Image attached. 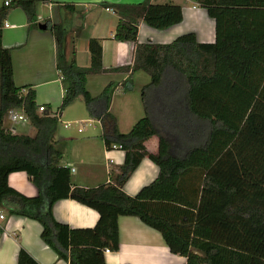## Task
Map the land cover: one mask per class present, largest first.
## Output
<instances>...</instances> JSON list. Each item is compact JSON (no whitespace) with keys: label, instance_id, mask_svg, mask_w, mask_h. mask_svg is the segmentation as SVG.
<instances>
[{"label":"trees","instance_id":"obj_1","mask_svg":"<svg viewBox=\"0 0 264 264\" xmlns=\"http://www.w3.org/2000/svg\"><path fill=\"white\" fill-rule=\"evenodd\" d=\"M9 1L0 8V209L15 202L10 214L40 223L42 240L69 264H106L105 252L120 249L118 221L124 216L160 232L170 253L187 264H264V0H194L216 23L212 44L198 43L193 33L171 44H138L141 22L166 30L183 22V8L152 0L106 5L120 18L115 40L137 45L128 67L105 70L99 39L89 41L88 68L78 65L75 48L68 54L59 46L57 69L65 90L59 111L82 98L101 124L107 149L117 146L126 154L112 181L95 188L74 186L71 169L61 164L65 147L55 140L58 119L39 113L30 86L15 85L12 53L3 45L10 12L22 10L29 29H37V6L51 0ZM50 30L61 44V27ZM81 33L82 27L75 38ZM139 71L150 76L141 91L146 116L121 133L109 111L115 84L93 97L88 78ZM162 87L165 92L157 94ZM132 88L130 79L124 91ZM152 100L160 108V125L151 116ZM14 108L24 109L36 136L5 129L6 114ZM155 136L159 150L152 154L146 143ZM147 158L159 176L131 197L124 187ZM17 172L28 174L37 197L9 186V176ZM64 199L95 210L97 225L71 229L57 222L52 208ZM18 264L37 263L21 251Z\"/></svg>","mask_w":264,"mask_h":264},{"label":"crops","instance_id":"obj_2","mask_svg":"<svg viewBox=\"0 0 264 264\" xmlns=\"http://www.w3.org/2000/svg\"><path fill=\"white\" fill-rule=\"evenodd\" d=\"M5 1L7 0H0V8ZM144 1L146 0H51L49 4L41 3L37 6L38 21L39 24L48 25L46 31H41L39 27L29 29L26 14L20 9L13 10L4 23L3 45L12 53L15 85L30 86L36 91L38 106L46 107L53 114L60 110L65 94L57 69L60 45L66 48L68 54L75 48L78 65L88 68L90 66L89 41L99 39L103 47L105 70L132 66L137 45L115 40L120 18L115 12L107 11L106 7L137 5ZM152 1L180 5L183 8L184 20L166 30H156L141 22L138 44H171L180 36L189 33L195 34L200 44L215 43L216 23L209 17L206 9L196 1ZM51 26L61 27L63 31L60 37L61 44L50 30ZM80 27H82V33L75 38L76 30ZM143 73L142 71L134 74L106 72L88 78L87 88L93 97L100 96L108 85L115 84L116 90L109 111L115 116L121 133H128L121 129L123 122H127L132 129L144 116L143 102L139 104V99L135 102L131 97L132 94L141 96L142 88L150 83V79L144 77ZM130 79L133 88L125 92L124 87ZM164 87L156 90V93H164L166 90ZM117 98L125 113L123 118L114 114ZM77 101L85 103L82 98L75 102ZM152 101L154 109L151 116L155 124L160 125V117L157 114L160 108H156L159 105ZM98 106L99 109L103 108V104ZM63 113L64 110L61 111L62 116ZM5 127H10L7 121ZM16 134L34 137L37 130L28 123L17 127ZM102 136V127L100 137L74 139L55 135V140L65 147L61 164L71 169L74 186L95 188L108 184L119 172V167L125 163V152L108 150ZM146 148L152 154L158 153L159 138L156 136L151 138L146 143ZM159 172L158 166L148 158L145 159L126 183L125 193L131 197L136 196L143 187L150 185L158 178ZM8 184L25 197L35 198L39 195L37 187L25 172L11 174ZM15 207L16 203L9 200L5 208L0 209V215L5 217L4 220L0 219V264H18L21 251L27 253L37 264H69L60 260L42 240L43 228L40 223L10 214L9 209ZM52 214L57 222L71 229H91L99 221V214L95 210L71 199L55 203ZM118 224L120 249L118 252H105L106 264H187L186 258L170 253L160 232L146 226L139 218L120 217Z\"/></svg>","mask_w":264,"mask_h":264},{"label":"rangeland","instance_id":"obj_3","mask_svg":"<svg viewBox=\"0 0 264 264\" xmlns=\"http://www.w3.org/2000/svg\"><path fill=\"white\" fill-rule=\"evenodd\" d=\"M144 77H147V79H150L149 75L145 72L143 73ZM139 94H132V100L136 102V99H139V104H142V97L138 96ZM144 105V104H143ZM121 102L119 101V98H117L116 100V104H115V108H114V114L117 116H125L123 109L121 108ZM143 109V108H142ZM145 109V108H144ZM144 116H146L145 111L143 110ZM140 114V112H139ZM142 116V115H141ZM142 117V118H143ZM141 118V117H140ZM91 119L87 108L85 106V103L83 102H75L72 105L68 106L66 109H64V113L62 116V121L64 123H75V122H86L88 123L87 125H84V129H83V133H79L78 130L80 127H83V124H73L71 125L70 129H65L63 123L59 122L58 128H57V132H56V136H62L64 138H80V139H85V138H89V137H100L101 135V126L100 124L97 122V120H93ZM6 123V122H5ZM95 127V129H94ZM121 129L125 132H130L131 127L128 125V123H122V127ZM28 130V129H27ZM28 132V131H27Z\"/></svg>","mask_w":264,"mask_h":264},{"label":"built area","instance_id":"obj_4","mask_svg":"<svg viewBox=\"0 0 264 264\" xmlns=\"http://www.w3.org/2000/svg\"><path fill=\"white\" fill-rule=\"evenodd\" d=\"M10 4V1L7 0L5 1V5L8 6ZM107 11L109 12H112L114 13V10L112 9H107ZM8 27V25L6 26ZM28 91L27 90H24L23 91V94H27ZM39 113L41 115L45 114V113H50L46 107L42 106V107H39ZM51 115L55 118L58 119L59 122L63 123L65 129H70L71 125L73 124H76V125H79V124H86V122H82V123H79V122H75V123H64L62 121V115H61V111H58L56 113H51ZM8 122L10 124V127H5V129L8 131V132H11L13 134H16L17 132V127L19 126H24V125H27L29 122V119L28 117L26 116L25 112H24V109L23 108H14V109H11L7 112L6 114V117H5V122ZM83 129H84V126L83 127H80L79 128V133H82L83 132ZM113 150H119L117 146H113L112 147ZM0 219L1 220H4L5 217L3 215H0ZM106 253H109V250L106 251Z\"/></svg>","mask_w":264,"mask_h":264},{"label":"water","instance_id":"obj_5","mask_svg":"<svg viewBox=\"0 0 264 264\" xmlns=\"http://www.w3.org/2000/svg\"><path fill=\"white\" fill-rule=\"evenodd\" d=\"M39 29L41 31H46V30H48V25L47 24H40ZM46 115H48V113Z\"/></svg>","mask_w":264,"mask_h":264}]
</instances>
